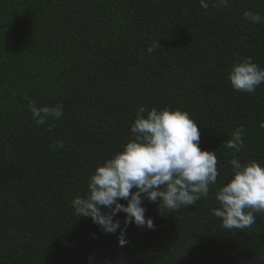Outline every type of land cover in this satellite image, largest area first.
<instances>
[{"label": "trees", "instance_id": "1", "mask_svg": "<svg viewBox=\"0 0 264 264\" xmlns=\"http://www.w3.org/2000/svg\"><path fill=\"white\" fill-rule=\"evenodd\" d=\"M245 11L264 16V0H0V264H264V213L228 230L212 212L231 159L264 166V84L248 94L227 79L238 60L264 68V22ZM29 100L63 115L36 125ZM140 106L187 112L220 175L188 208L144 200L155 228L130 224L121 247L71 201ZM240 126L244 148H225Z\"/></svg>", "mask_w": 264, "mask_h": 264}, {"label": "clouds", "instance_id": "2", "mask_svg": "<svg viewBox=\"0 0 264 264\" xmlns=\"http://www.w3.org/2000/svg\"><path fill=\"white\" fill-rule=\"evenodd\" d=\"M210 4L226 8L228 0H200L205 10ZM243 16L254 24L264 22L259 13L245 11ZM146 51L151 54L153 47ZM227 79L233 90L253 94L264 84V68L250 58L238 60L231 65ZM27 107L36 125L63 115L61 104L37 107L29 100ZM259 127L264 129V121ZM129 131L131 138L121 145L122 150L97 166L84 195L71 201L76 216L90 218L102 234L117 235L121 247L127 243L130 224L155 228L152 219L145 218L144 200L170 211L188 208L209 195L220 175L216 152L200 149L199 125L185 111L140 106ZM243 136V126L237 127L223 146L239 152L245 146ZM63 146L57 141L50 147ZM229 164L231 178L215 192L219 207L212 212L222 219L225 229L248 228L256 222V213H264V166L256 161L242 164L237 158ZM119 213L124 214L123 222L116 218Z\"/></svg>", "mask_w": 264, "mask_h": 264}]
</instances>
